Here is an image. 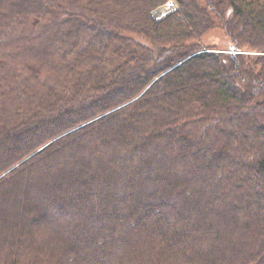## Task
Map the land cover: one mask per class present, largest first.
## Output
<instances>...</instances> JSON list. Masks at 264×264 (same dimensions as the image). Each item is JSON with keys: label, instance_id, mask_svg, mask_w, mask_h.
Masks as SVG:
<instances>
[{"label": "trees", "instance_id": "16d2710c", "mask_svg": "<svg viewBox=\"0 0 264 264\" xmlns=\"http://www.w3.org/2000/svg\"><path fill=\"white\" fill-rule=\"evenodd\" d=\"M0 264H264V0H0Z\"/></svg>", "mask_w": 264, "mask_h": 264}, {"label": "rangeland", "instance_id": "374dc122", "mask_svg": "<svg viewBox=\"0 0 264 264\" xmlns=\"http://www.w3.org/2000/svg\"><path fill=\"white\" fill-rule=\"evenodd\" d=\"M173 2H175V1H173ZM175 5L177 7V10L172 9L169 12V14L164 18H163V15L157 14L155 20L160 22V21L164 20L165 18H167L168 16L176 13L178 11L179 7H178L176 2H175ZM167 7H168L167 4H165L163 6H160L159 8H167ZM205 43L216 45L219 48L218 52H229L231 50V48H230L231 43H230L229 39L225 36L223 31L220 29H216L211 34H209L205 38ZM246 54H255V53H248L247 52Z\"/></svg>", "mask_w": 264, "mask_h": 264}, {"label": "water", "instance_id": "95a60500", "mask_svg": "<svg viewBox=\"0 0 264 264\" xmlns=\"http://www.w3.org/2000/svg\"><path fill=\"white\" fill-rule=\"evenodd\" d=\"M167 8H172V9H174V10H177V7H176V5H175V2H173V1H170V2H168L167 3ZM161 8H158V9H156V10H154L153 12H152V16L156 19V15L158 14V12H159V10H160ZM171 9V10H172ZM170 10V11H171ZM170 11H168L166 14H164L163 15V18L164 17H166L168 14H169V12ZM161 20V19H160ZM224 53H242V52H240L239 50H236V49H234V48H232L229 52H224Z\"/></svg>", "mask_w": 264, "mask_h": 264}, {"label": "bare ground", "instance_id": "6f19581e", "mask_svg": "<svg viewBox=\"0 0 264 264\" xmlns=\"http://www.w3.org/2000/svg\"><path fill=\"white\" fill-rule=\"evenodd\" d=\"M171 9H172V8H171ZM171 9H170V8H161V9L159 10L158 14H160V15H164V14H166L168 11H170Z\"/></svg>", "mask_w": 264, "mask_h": 264}]
</instances>
